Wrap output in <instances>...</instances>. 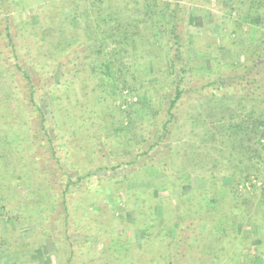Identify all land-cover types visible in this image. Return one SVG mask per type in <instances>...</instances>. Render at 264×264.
I'll use <instances>...</instances> for the list:
<instances>
[{"label": "trees", "instance_id": "1", "mask_svg": "<svg viewBox=\"0 0 264 264\" xmlns=\"http://www.w3.org/2000/svg\"><path fill=\"white\" fill-rule=\"evenodd\" d=\"M221 1L37 0L34 2L31 10L40 11L42 21L38 19L35 26L31 27L35 36L33 33H29V35L31 34L35 39L37 38L41 41L40 46L52 47L59 53L65 52L73 45L77 47V50L71 54V57H75L66 58V62L63 64L70 65L69 74H62L63 76L56 82L51 80V83L45 84L49 85V88L46 89L49 95H56L57 91L73 83L75 74L86 73L87 70L92 69L90 59L92 55L101 56L103 55V50L105 51L107 48L112 53L120 55L133 52L137 57L134 61L136 74H140L148 67L153 71L156 70L155 72H161V74L166 75L168 70L172 68L180 74V77L171 82L170 85L166 84V89L171 91V98L168 101V107L165 112L166 120L158 130L160 134L157 137L158 140L150 145V149L159 146L160 150L164 151L163 159L159 161V165L153 166L156 168L155 171L148 174L140 170L139 165L140 168L147 166L145 161L136 166L142 156L141 154H137L132 162L117 163L112 168H96L97 170L114 171L123 165L133 166L129 173L130 176L123 177V181L126 180L123 194L128 198V206L133 211V219L130 223L124 221L120 224V229H118V223L107 212L108 210L103 201L99 204V211L90 215L85 211L84 219L78 217V207L73 208L74 201H85L88 199L86 195H91L92 197L95 193L104 192L105 189L100 188V184L111 180V178L106 177L99 180L95 185L85 190L84 184L86 186L87 184L84 181L91 177L96 169L91 170L92 167L87 168L84 166L83 168L82 166L81 171L79 170V172L76 169V173L73 176L69 174L72 170H66L63 173L64 165L62 161L64 160V153H61L63 144L60 137L62 126L56 124L53 127V132H49L50 126L48 127L49 123L46 115L36 101V86L31 78L27 76V73L22 70L21 64L16 63L14 65L15 78L8 80L10 86L12 85L10 94L5 95L4 99H0V214L9 215L11 209L15 207V212L22 216L18 218L28 223L41 219L43 225L35 231L39 240L23 241L22 245L15 247L14 243L8 242L5 237H0V248L11 254H17L19 252L18 248H26L27 251H25L32 254L34 250L42 251L45 240L51 239L56 246L57 253L51 259L50 264H57V262L58 264H75L76 252L79 254L84 252L81 257H85V264H196L199 254L209 255L214 253V249L218 250L217 246L215 247L216 242L211 235L212 233L214 234V230L218 231L219 228L228 230L230 222H232L231 225L234 224L228 218L235 216L233 211H229L228 214L227 209V212L223 210L222 200H225L227 193L219 184L220 177L210 176L209 181L212 190H216L212 199L207 197L205 192L189 187L191 195L194 194L195 196L191 206L192 209L184 208L182 216L184 215L186 219L182 217L173 222V225H169L170 220L165 222V219L155 216L156 208H154V205L155 207L158 204L162 205L163 214L169 212V209L168 211L166 209L164 198L157 199V197H154V193L146 191L143 187L127 190V186L128 184L134 185L140 179H151L150 181H153L155 178L160 177L166 178L164 186L176 192L178 185L174 181L179 180V184L180 182L189 184L191 172L195 173L207 162H212L214 166L219 159L223 158L221 161H226L228 166L226 168L233 170L229 171L233 178L235 177V171L241 170V165L243 166V164L249 166V162L251 164L254 163V165L256 163H264V145L261 144V139L264 138V114L258 112V115H255L257 109H253L244 114L247 116L246 119L240 115L246 99L264 103V0H232L226 12H236L235 17L232 18L230 23H221L226 27V32L222 34L223 39L227 41L225 46L229 49L232 48L231 61L234 62L237 58L241 60L239 66L231 65V69H238V72L223 78L220 74L221 71H218L220 67L217 65L218 67L212 68L209 72L199 74L197 67L203 65V60L199 58L190 59L186 56L187 48L185 46L187 44L196 46V53H206L209 50H217L218 48L215 42H211L208 45L206 43H198L197 41L201 40V37L189 35L184 29L186 26L185 3H195L197 14H205V11L214 14L213 11L219 7ZM80 2H85V5H87L82 10ZM68 8L75 10L74 17L82 21L80 28H71L68 24L70 21L63 18L62 12ZM221 9L224 10L225 8L221 7ZM17 15H24L25 18L22 20H25L28 23L27 26H30L28 22L30 20L27 18L25 11L22 10L20 3L14 2L11 4V0H0V39L3 42V47L7 49L6 58L2 57L3 59H10L12 56H18L19 53L18 46L20 44L17 43V36L12 35L10 27L11 21L17 18ZM262 17V29L257 30V37L252 39L254 43H250V45L240 43L237 39L240 31L239 27L246 21ZM155 33H159L163 43H165L164 45L168 46V49L163 51V56L160 58L165 56L169 59V68L166 63H159L158 60L160 59L158 56L155 57L154 50L159 48L155 40ZM232 34H234V38H232ZM63 35L67 40L69 39L70 44L61 40ZM53 37L57 40L48 42ZM84 40L96 42L93 50L89 46H83L82 41L84 42ZM200 48H203V51ZM28 53L31 55L29 51ZM87 59H89V62H87ZM109 61L108 59H101L98 64L101 70L99 75L108 73ZM186 73H188L191 84L194 79L196 81L204 79L205 81L202 85L187 89L184 86V75ZM17 76L18 78H16ZM212 76H218V78L212 79ZM9 77L13 78V73L9 74ZM103 77L97 79L92 91L99 95V100L103 99L104 101L105 96L112 97L108 91L116 81L108 76ZM142 80L144 79L135 78L131 82L138 81V83H142ZM232 82L234 83L233 86H231ZM14 83H18V87ZM1 84L2 79H0ZM215 85L217 86L214 87ZM125 87L132 93H138L143 88L142 84L126 85ZM221 89L226 91L220 94ZM141 93L145 94L146 91ZM186 93L195 94L201 102L211 101L212 103H217V108H226L224 112H229V122L226 128L223 127L220 121L218 125L212 123L213 127H217L218 131L213 128L210 129V132L201 130V142L186 140L182 143H175L173 141L175 133L173 126L177 124L180 118H188L186 122L193 125L196 124L195 122L199 120V117L203 121L201 122L202 124H210L214 117L213 113H208L204 119H201V115L198 113L192 116L184 114L185 108L189 105L188 103L184 104V100L185 102H191L190 99L184 98ZM162 101L165 102L164 99ZM210 104L206 103L205 105L210 106ZM236 116H238L237 119L239 120L234 122ZM254 116H256L255 119ZM224 118L225 116L222 115L221 119ZM90 128L87 127L86 132H90ZM215 132L220 133L218 134L220 138L217 141L223 147L226 144V151L222 147H220L222 149H219L218 146L216 149V146L210 147L206 144L207 141L215 139L214 137L217 136ZM86 136L89 139L95 137L91 133H87ZM184 146H189L192 150L183 157V161L179 163L182 165L181 168L176 170L173 154L176 149ZM27 152L32 153L30 155L35 154V159L27 160L25 156ZM209 152L216 156L213 155L214 157L210 158L205 155V153L208 154ZM145 154L150 157L147 153ZM87 157L88 154H86ZM154 160L153 157L149 158V165ZM27 162L45 166L44 170H40L39 167L33 168L36 177L30 182L24 172ZM253 171H255L253 173L256 176L259 170L256 171L255 169ZM250 174L252 172L248 173L244 181H249ZM18 181H22L23 187L26 186L24 188L26 191L20 202L15 205ZM254 188L256 187L254 186ZM78 189L80 190L78 191ZM117 189L116 187L114 189L111 187L110 191L115 193ZM92 191L94 192L93 195ZM77 194L83 195V198L76 197ZM101 200H104L103 197H101ZM133 200L139 202L138 208L133 207L131 204ZM244 205L241 207L244 209V215H247L249 208ZM72 208L73 212L71 211ZM230 209L236 213L238 210L240 211V207L236 205L235 201L232 202ZM191 215H193L192 218L190 217ZM85 218L94 221L95 227L88 226ZM231 218L233 219L234 217ZM14 220L17 221L16 219ZM69 222L70 225L73 223L76 227V230L71 232V234L74 233L78 237L82 233H86L87 237H85V240H78V238L73 240L71 236L67 235ZM184 222L189 225H187L186 236L182 235V230L185 231L183 229L185 228ZM196 223L197 226H195ZM130 224L132 227L136 226L143 229V237L140 243L134 242L133 233L127 230ZM168 226H173L174 228L172 237L166 233ZM204 226L208 229L206 230ZM77 229L82 230V233H80V230L78 232ZM88 230L90 232H86ZM93 239L102 244V249L95 248L96 244ZM261 242L259 239L258 243ZM173 244H176L177 247H173ZM156 245L159 246L158 254L153 252V248ZM239 245L244 246L247 250L251 248L248 242L241 244V241L236 246L230 247V250L224 254L229 259L230 264H253L259 259H264V252L261 251V253L254 255L247 251L242 252L238 250ZM225 249L227 251L228 246ZM257 249L259 248L256 245L254 250L257 251ZM222 250L220 249L219 251ZM180 257H182V261L179 259ZM221 257L222 254L214 256L217 260Z\"/></svg>", "mask_w": 264, "mask_h": 264}, {"label": "rangeland", "instance_id": "2", "mask_svg": "<svg viewBox=\"0 0 264 264\" xmlns=\"http://www.w3.org/2000/svg\"><path fill=\"white\" fill-rule=\"evenodd\" d=\"M36 1L37 0H11V4L14 2L20 3L22 10L25 11L27 18L30 20L28 21L30 26H27L28 23L25 20H22L25 18L24 15H17V18L11 21V33L13 36H17V43L20 44V46H18V56L15 55L10 59H3L2 57L6 58L5 53L7 49L3 47V42L0 39V79H2V84L0 85V99H4L5 95L10 94L9 92L10 88H12V85L10 86V82L8 80L15 78L14 65L16 63H20L22 70L27 73V76L31 78L33 84L36 86V101L38 106L41 107L42 111L46 115V119L49 123L48 127L50 126L49 132H53V127L56 124L62 126L60 137L62 139L61 143L63 144L61 153H64V160L62 161L64 165L63 173H65L66 170L75 171L77 169L78 171H81L82 166L83 168L84 166L87 168L92 167L91 170L96 169L97 167L112 168L114 165H117V163H127L129 161L132 162L133 158L137 154H141L142 156L139 158V162L136 163V166L145 161V163L147 162V166L140 168L139 165V169L145 171L148 174L153 173L156 169L153 166H156L159 161L163 159L164 155V151H161L159 146L150 149V145L158 140L157 137L160 135L158 130L166 120L165 112L166 108L168 107V101L171 98V91L170 89H166V84L170 85L171 82L180 77V74L170 68L168 70V74H166L168 76H166L165 74H161V72H155L156 70L153 71L148 67L140 74H136L134 61L137 59V57L133 52L120 55L112 53L110 49L107 48L105 51L103 50V55L101 56L92 55L90 58L93 67L92 69L87 70L86 73L80 72V74H75L73 83L70 85L68 84L69 86L64 89L57 91L56 95H49L46 90L49 88V85L47 86L45 84L51 83V80L52 82H56L61 76H63L62 74H69L70 65L63 64L66 62V58L68 59L75 57H71V54L73 51L77 50V47L73 45L65 52L59 53L52 47L47 48L45 46H40L41 41H39L37 38L35 39V33H33V29H31L32 26H35L38 19L39 21H42L40 11L38 12L31 10L32 5ZM231 2L232 0H222V6L220 4L215 10L216 12L213 11L214 14H211L207 11L204 12L205 14H197L195 10L196 5H194L195 3H185L186 26L185 28L183 26V28L189 35L201 37V40L197 41L198 43H206L208 45L211 42H215L218 48L217 50H209L206 53H196V46L192 44H187V46H185L187 48V57L190 59L199 58L203 60V65L197 67V72L199 74H205L212 68L218 67L217 65L220 67L218 71H221L220 74L223 78L232 76L238 72V69L232 70L231 65L239 66L241 60L237 58L236 61H231L230 54L232 53V48L229 49L225 46L227 45L225 44L227 41L222 37V34L226 32V27L221 23H230L232 18L235 17L236 12H226ZM80 5L81 10L87 6L85 5V2H80ZM221 7H224L225 9L222 10ZM62 14L64 16L63 18H66L70 21L68 24L71 28L81 27L82 21L74 17L75 10L68 8L64 10ZM262 20L263 17L260 19H253L252 21L244 22L243 25L239 27L240 31L238 33V41L242 44L249 45L250 43H254L252 39L257 37V30L262 29ZM29 33H33L34 36L31 34L29 35ZM155 36L157 46H159L158 49L154 50L155 57L158 56L160 59L158 60L159 63H166L169 68V59H167L165 56L160 58L163 56V51L168 49V46L164 45L165 43H163L162 37L159 35V33H155ZM231 36L234 38V34ZM56 40L57 39L53 37V39L50 38L48 42H55ZM61 40L70 44L69 39L67 40L64 35ZM95 43L96 42L92 40H84V42L82 41L83 46H89L91 50H93ZM228 43L230 42L228 41ZM200 49L203 51V48ZM28 51L31 53V55L28 53ZM102 58L104 60H110V66L107 69L108 73L106 75L104 73L103 75H99L101 70L99 69L98 64L101 62ZM87 62H89V59H87ZM11 73H13V78L9 77V74ZM103 76H108L109 78L116 81L113 83L112 88L108 91L112 97L105 96L104 101L103 99L99 100V95L92 91L97 79L104 78ZM16 78H18V76ZM135 78H142L144 80H142V83H138L140 80L134 83L131 82V80ZM217 78L218 76H212V79ZM184 79V86L187 89L202 85L205 81L204 79H200L199 81L194 79L193 83L191 84L188 73L184 75ZM14 84L18 87V83ZM132 84H142L143 88L140 90V92L146 91V93H132L128 88L125 87L126 85ZM233 84L234 83L232 82L231 86H233ZM216 86L217 85L214 87ZM225 91V89H221L219 93L222 94ZM184 98L191 100V102H185L183 99L184 104H189L186 108L183 106L186 111H184V114L186 113L187 116H192L193 114L198 113L201 115V119H204L207 117L208 113H213L214 117L210 124H202L201 122L203 121L200 120L199 117V120L195 122L196 124H193L194 126L192 124H188L189 122H186V119L188 118H180L177 124L173 126V129H175L173 141L175 143H182L186 140L200 141L201 130L204 132H210V129L213 128L218 131L217 127L214 128L212 123H216V125H218V122L220 121L222 122L223 127L226 128L229 122V112H224L226 108H217V103H212L211 101L201 102L193 93H186ZM162 99H164L165 102H163ZM206 103L211 104L210 106H206ZM243 107L244 108H242L240 115L244 119L247 118V116L244 114L253 109H257V113L255 115H258V112L264 114L263 102L258 103L255 100L252 101L246 99V103ZM222 115L225 116L224 119H221ZM237 117L238 116L234 118V122L239 120ZM255 118L256 116H254V119ZM87 127H91L89 130L90 132H86ZM87 133L94 134L95 137L89 139L86 136ZM216 134L217 136L214 137L215 139L213 141H207L206 144L210 147L216 146V149L219 146V149L224 148L225 150L227 148L226 144L223 147L222 145H219V141H217L220 138L218 135L220 133L217 132ZM261 144L264 145V138L261 139ZM191 150L192 148L189 146L176 149V152L173 154L176 170L181 168L182 165L179 163L183 161V157L190 153ZM145 153H147L150 157H148ZM30 154L32 153H26V159H35V154ZM86 154H88L87 158ZM205 155L213 158V155L215 154H210L209 152L208 154L205 153ZM221 155L223 156L222 153ZM151 157H153L155 160L149 165L148 159ZM221 159H219V161L216 162L214 166L212 162H207L202 165L195 173L191 172L189 184H183L182 182L179 184V180L174 181L175 184L178 185V190L176 192L171 191V189L164 186L166 178L160 177L155 178L153 181H150L151 179H140L137 180V183L134 185L128 184L127 186V190L136 187H143L146 189V191L154 193V197H157V199L164 198L166 209L167 211L169 209V212L167 214H163L164 212L162 211V205L158 204L156 207L154 205V208H156L155 216L165 219V222L170 220L169 225H173V222L181 219L182 217L184 218V215L182 216L184 208L192 209L191 206L193 205L195 196L194 194L191 195L189 187H194L201 192H205L206 196L209 198L211 197L212 199L216 190H212L211 183L209 181L210 176L212 175L215 177H220L219 184L227 193L225 200H222L223 210L225 211L227 209L228 212L227 210L226 212L228 214L229 211H233L235 216L231 217H234L235 220L234 218L232 219L229 217V215L228 219L233 221L234 224L231 225L232 222H230L228 230L225 228H219L218 231L214 230V234L212 233L211 237L216 242L215 247L217 246L218 250H213L214 255L199 254L197 256L196 264H230L229 259L224 256V254L230 250V247H234V245L236 246L240 241L241 244L248 242L251 248L247 250L244 246L242 247L239 245V251H247L253 255L256 253H261V251L264 252V163H256L254 165V163L251 164L249 162V166L243 164V166L241 165V170L235 171V177L233 178L231 172H229L233 170L226 168V161H221ZM34 167H39L40 170L45 169V166L43 167L42 165L40 166L27 162L24 172L26 173L27 178H29V182L36 177V173L33 172ZM131 167L133 168V166ZM131 167L123 165L114 171L106 169L94 170L93 175L84 181L87 184V186L84 184L85 190L89 189L99 180H102L106 177H110L111 180L100 184V188L105 189L106 192L104 191L99 194H94L92 191V195H94L92 197L91 195H86V198H88L87 200L74 201L73 208L78 207V217L80 219H84L86 212H88V215H90L93 214V212L99 211V204L103 201L105 203L106 209L108 210L107 212L110 213V216H112L113 219H115V221L118 223V229H120V224L124 221L130 223L133 219V211L128 206V198H126V196L123 194V188L126 181H123V177L128 175L130 176L129 173ZM255 169L256 171L259 170V173L257 172L256 176L254 175L255 171H253ZM72 171L69 172L71 176L76 173V171ZM250 172H252V174L249 175V181H244ZM182 184L183 186L181 187ZM254 186L256 188H254ZM111 187H113V189L114 187L118 189L115 191V193H113V191H110ZM24 188H26V186L23 187L22 181H18L17 191L15 194L17 201H15V205H17L23 197V194L26 191ZM79 190L80 189H78V191ZM76 197L83 198V195L77 194ZM101 197H103L104 200H101ZM233 201H235L236 205L240 207L241 212L238 210L236 213L234 210L230 209ZM131 204L135 208L139 207V202L137 200H133ZM243 205L249 208V213H246L247 215H244L243 213L244 209L241 207ZM73 208L71 209L72 212L74 211ZM14 209L15 207L11 209L9 215L0 214V237H5L8 242L14 243L15 247L22 245L23 241L39 240L38 236L35 234V231L42 227V220H35L32 223H28L25 220L18 218L22 216H20L19 213H16ZM190 217L192 218L193 215ZM197 217L199 216L197 215ZM88 219L89 218H85L86 222L88 223L87 225L94 228L95 222L91 219L88 221ZM77 223L79 224V222ZM184 223L185 228L183 229L185 231L182 230V235L186 236L185 233H187L186 231L188 224L186 222ZM71 224L72 225H70V222L68 223L67 235L71 236L73 240L77 238L78 240H85V237L87 236L86 233H82V230H80L81 228L79 229L80 233H82L80 236L76 237L74 233L71 234V232L76 230L75 225L73 223ZM195 226H197V223ZM51 227H53V225H51ZM127 228V230H130L133 233L132 238L134 239V242L140 243V240L143 237V229L136 226L132 227L131 224L128 225ZM204 228L206 230L208 229L206 226H204ZM79 230L77 229L78 232ZM86 232H90V230ZM166 233L168 236L172 237L174 235L173 226H168ZM259 239L262 241L261 243H258ZM93 240L95 241V239ZM95 244L96 249H102L101 243L95 241ZM256 245L259 248L257 251L254 250ZM227 246L228 250L226 251L225 248H227ZM173 247H177L176 244H173ZM18 249L19 252L17 254H11L10 252H6L5 249L0 248V264H15L17 262L24 264H50L51 259L57 253L56 246L53 244L51 239L45 240L42 251L34 250V252L30 254L29 252H26V248ZM153 249V252L158 254L159 246L156 245ZM220 249L223 250L219 251ZM83 253L79 254L76 252L75 264H85V257H81L83 256ZM216 254H222V257L217 260L214 258ZM179 259L182 261V257ZM253 264H264V259H259V261H255Z\"/></svg>", "mask_w": 264, "mask_h": 264}]
</instances>
